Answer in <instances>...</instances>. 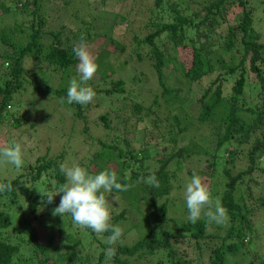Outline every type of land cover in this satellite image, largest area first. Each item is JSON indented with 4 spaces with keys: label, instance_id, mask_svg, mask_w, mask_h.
<instances>
[{
    "label": "trees",
    "instance_id": "obj_1",
    "mask_svg": "<svg viewBox=\"0 0 264 264\" xmlns=\"http://www.w3.org/2000/svg\"><path fill=\"white\" fill-rule=\"evenodd\" d=\"M49 1L68 11L78 10L80 5L76 0H0V41L14 48L13 51L0 52V138L5 135L8 144L15 141L24 145L25 138L23 141L14 140L9 135L7 126L11 122L14 128L24 129V134L28 133L27 124H30V129L39 131V120L33 115L34 119L30 120L22 117L26 113L17 110V106L24 99L23 90H28L29 77L47 74L50 77L47 87L36 85L29 91L46 92L49 98L61 99L62 107L69 113V121L74 125L67 134V142L73 139V143L75 133L83 132L76 131V124L95 120L93 123L99 131L93 135L88 126L85 127L84 140L81 139L85 154H81L77 165L92 175L115 170L120 182L131 185L127 191L116 193L124 206L120 212L116 211L114 203L110 204L111 222L119 227H135L136 224L131 225L127 217L131 209L139 213L138 217L135 216L140 220L138 223L150 226L145 235L131 245L122 243L120 239L109 245L105 241L111 232L98 236L90 228L75 226L70 216H65V219L54 216L53 210L59 205L63 193L48 203L37 188L56 191L66 182L60 165L65 164L68 158L67 143L58 154L46 152L42 155L38 142L40 138L34 140L36 136L29 133L26 140L33 146L28 150L29 154L22 148L23 166L17 169L11 164L0 165V172L11 171V175L7 176L9 178L0 173V182L12 184L11 191L0 192V264H130L136 258L145 259L149 264H248L239 257V253L248 250L244 243L246 231L252 229V216L256 215V211L262 209L264 212V197L260 196L259 201L250 206L246 195L252 197V193L244 192L242 186L246 177L258 171L264 172V136L256 139L247 150V164L241 172L235 174L229 162L238 155L243 145L251 142L256 131L264 129V42L259 41V35L253 28L254 10L248 7L257 0H207L200 3L195 0H155V8L150 10L152 20L146 24L152 30L145 38L140 35L141 32L135 33L132 41L138 62L149 57L162 89L161 98L156 95L148 106L140 101L134 102L132 111L136 120L132 122L130 117L124 116L120 119V128L113 125L110 116L113 109H99L96 117L92 113V102L88 105L67 102L70 80L74 77L79 80L76 70L78 60L72 48L82 37L89 45L96 46L94 56L101 80L106 83L111 77L107 82L111 84L108 88L94 85L92 79L86 86L92 87L97 97L111 99V102L124 93L127 79L113 78L112 62H109L116 52L125 51V47L109 35L116 23L105 26L107 30L103 31V36L94 35L95 22L87 19L90 14L79 9L83 14L72 12L80 24L73 37L66 38L61 31H52V43L45 47L42 35L47 20L45 5ZM259 3L263 4L264 0ZM231 5L242 8L234 25L227 22ZM5 15L11 17L14 24H1ZM223 23H227L228 27L220 35L223 43L216 46L212 36ZM26 30L31 31L27 42L18 37ZM164 35L172 42L171 48L165 43H158ZM101 37L102 40L97 42L96 39ZM104 46L109 47L110 52L104 50ZM188 47L192 48L189 66L185 65V56L182 60L181 55ZM145 48H149L147 53ZM240 56L241 60L236 61ZM28 59L34 62V74L29 76ZM121 64L126 66L124 62ZM167 67L176 69L188 84H200L209 78L196 112H185L183 109L187 100L181 96L184 89L176 83L177 79L169 80ZM249 73L251 78L248 83ZM233 77V93L226 96V79ZM247 86L259 89L256 106L244 107L241 104ZM95 106L101 108L102 105L98 103ZM152 117L160 120L154 118L149 129L140 126ZM192 123L209 127L212 135L217 136L214 150L194 140L183 144L184 134ZM94 146L96 149L92 151ZM202 153L211 155L205 165L189 163L192 156ZM225 153L231 159L225 160ZM34 155L35 161L28 162ZM185 164H188L189 177L199 175L213 199L219 200L227 210L226 220L231 223L224 236L209 231L210 226L217 225L215 227L220 229L224 223L209 222L203 215L195 223L189 221L185 189H182L181 183L188 177L181 176ZM151 174L159 181V188L141 180V177L147 178ZM188 181H185L186 184ZM105 195L110 203V194ZM176 208L178 214L173 216ZM181 232L185 235L182 236ZM183 238H187L186 246L179 245ZM109 248L114 250L111 256L107 254ZM195 249H198L201 260L196 258ZM259 262L264 263L263 259Z\"/></svg>",
    "mask_w": 264,
    "mask_h": 264
},
{
    "label": "rangeland",
    "instance_id": "obj_2",
    "mask_svg": "<svg viewBox=\"0 0 264 264\" xmlns=\"http://www.w3.org/2000/svg\"><path fill=\"white\" fill-rule=\"evenodd\" d=\"M63 0H60L62 2ZM196 2H205L207 0H195ZM261 0H257V3L253 2L251 4H248L249 8H253V28L255 29L256 33L259 35V41L264 42V3H259ZM76 3H79L78 10L72 9L67 10L65 7L58 5L54 2H47L45 5V9L47 12V20L46 24L43 27V42L44 46L47 47L50 43H52L53 35L51 34L52 31H61L62 35L66 38H72L74 33L79 28V19L74 17V14L78 11L80 14H83V12L79 11V9H82L85 11V13L90 14V16H87V19L93 20L96 24V28L93 31L94 35H102L103 31L107 30L105 26H111L116 23L114 28L110 32V36L113 37L115 40H117L121 46L125 47V51L120 53L116 52L117 54H114L111 56V59L109 62H112L111 67V76L113 78L118 79L119 77L127 79L125 87H124V93L117 96V100L113 98V102H111V99L103 98V97H97L92 102V113L96 114V117H98V110L102 109L108 110L113 109L111 112V118L112 122L115 128H120V119L124 116H128L131 118V121L134 122L136 120V117L134 116L133 110V104L134 102H142L146 106L149 104H152L154 101L156 95H161L162 89L159 86V82L157 81L156 74L154 70L152 69L151 61L148 56H146V59H144L141 62L137 61V52L134 49L135 44L133 43V37L135 33L141 32V36L145 38L147 34L152 30L151 26L146 27V24L152 20L151 18V9L155 8V0H76ZM197 8V6H196ZM241 7L238 5L230 6L228 8V16H227V22L230 24H236L237 23V15L241 12ZM75 10V11H74ZM74 12V14L72 13ZM104 15V16H103ZM121 15L126 16L125 18H122ZM82 17H85L83 15ZM3 21L1 24L5 23L7 25L14 24V20L11 17L3 16ZM105 19V20H104ZM104 20V21H103ZM105 22V25L103 24ZM228 27L227 23H223V25L220 26V28L217 29L216 34L212 36V40L216 41V46L223 43V40L220 38V35L222 34L223 30L225 31ZM31 31L26 30L23 35H18V37H21L25 40V42L28 41ZM241 37V34H239V38ZM102 40L101 38L96 39L97 42H100ZM160 43H165L170 48L172 47V42L167 38L166 35L163 36V40H161ZM91 47V50L93 54L95 55L96 46L94 44L89 45ZM104 50L107 49V51L110 52V48L107 46L103 47ZM5 50L13 51L14 48L11 46H7L3 44L0 41V52H3ZM149 48H145L144 52L147 53ZM192 48L188 47L181 53L182 60H184V56L186 59V64L189 66V59L192 56ZM241 56L236 59V61H240ZM235 61V62H236ZM29 64H27V69L30 73H28V76L30 74H34L32 71V64L34 63L31 59H28ZM126 63V66H122L121 63ZM136 68V69H135ZM166 71L168 72L167 76L169 80H176V83H178L184 90L181 93L182 97L187 98L186 102L183 105V109L185 112H189L192 110L193 112H196V106L197 103L203 94L204 90L207 87L208 79L203 80L200 84H188L185 79H183L182 75L177 72L176 69L167 67ZM27 76V77H28ZM101 73L100 71L97 72L94 77L92 78L94 85H103L104 88H108L111 86V84H108V80L111 78L109 77L107 82L104 83L101 80ZM179 78V79H178ZM251 74H248V83L250 82ZM235 77L226 79L227 86L225 87V95L228 96L229 94H232V86L231 84L234 83ZM50 77L47 74L41 73L37 74L36 76H31L28 79V83L26 85L25 90H23L24 99L20 101L21 103L17 106V110H22L26 113V115L22 116L26 118L27 120H30V118L34 119L32 115L39 120V131H35L34 129H30V124L25 125L28 127V133L24 134V129L20 128H14L11 124L7 126L9 135L14 140H22L24 138H27L26 135L31 133L33 136H36L34 140H36L38 137L40 138V141L38 140L39 144L41 145V151L40 154H46V152H49L50 154H58L60 153L62 146L67 143V150H68V158L65 160V164L67 166H73L77 165V162L81 156L82 153L85 154V146L81 142V139L85 136V127L88 126V129H90V133L93 135H96L99 133L97 127L94 125V115H92V120L89 121V123L86 124H76V131L81 132V134L75 133L74 135V142L71 141L73 139H70L68 142V133L71 132L72 127H74L73 122L69 121V113L63 109L60 100L49 98L47 96L46 92H39L34 93L32 91H29L31 88H35V86H41V87H47L49 84ZM92 84V86H93ZM62 86V84H61ZM61 88V87H58ZM258 88L254 89V87H246L245 97L241 104L245 106H256L257 103H259V99L257 97ZM133 91V92H131ZM132 97L134 99L128 100L127 97ZM161 98V97H160ZM135 100V101H134ZM163 100V99H162ZM161 100V102H162ZM101 104V108L96 107L95 105ZM114 103V104H113ZM60 104V105H59ZM24 108V110H23ZM122 109V110H121ZM68 114V115H67ZM181 115V113H180ZM31 116V117H30ZM155 117L147 119L144 123H142L140 126H146L148 129L152 126V120ZM158 118V117H157ZM157 118H155L157 120ZM159 119V118H158ZM36 123H38V121ZM160 120V119H159ZM188 120V119H187ZM189 122V121H188ZM188 124V123H187ZM185 136V140L183 141V144H188L190 140L196 141L198 144H200L203 147H210L211 150H214L216 148V142H217V136L212 135V132L210 131V128L207 126H198L195 125V123H192L188 129ZM15 134V135H13ZM212 136V137H211ZM264 136V129H259L253 134V139L249 144L243 145L240 150L238 151V155L229 162V166L233 168L234 173L241 172L247 164V158L246 153L249 148H251V145L255 143V140L258 138H263ZM33 140V141H34ZM84 140V139H83ZM1 144H8L6 140V136L3 135L0 138ZM33 146L31 143H27V146H24L25 151L29 154L28 150ZM49 147V148H48ZM48 148V149H47ZM96 149V146L92 148V151ZM245 152H242V151ZM76 152H79L76 154ZM74 154V157L71 158V155ZM225 160L231 159L228 153H225L224 155ZM211 155L209 154H199L194 155L191 157L190 162L191 165L200 164L201 166L207 162V159H210ZM36 156L30 157L28 162L35 161ZM188 163V162H187ZM236 165V166H234ZM262 166L264 167V162H262ZM188 164H185L184 171H182L181 176L185 175L189 177L188 175ZM1 175L3 177L10 176L11 171H5L1 170ZM9 173V174H8ZM15 175V174H13ZM181 183L182 189H185L186 182L189 180V178ZM251 178V179H250ZM191 180V178H190ZM186 181V182H185ZM189 182V181H188ZM251 190H250V188ZM244 192L249 191V193H252V197H249L246 195L247 204L250 206H254L258 201L259 197H264V172L258 171L257 173H254L248 177H246L245 182L242 186ZM115 195V194H112ZM110 196V204L114 203L116 205V211L120 212L121 209L124 207L122 206V200L119 196L118 201H113L111 194ZM256 208V207H254ZM116 212V213H117ZM262 209L256 211V215L252 216V222L253 226L252 229H247L246 231V238L248 237V241L244 240V243L248 247V250H242L239 257L243 258L245 261H247L248 264H264L260 263L259 260L263 259L264 262V215H263ZM137 212L132 211L129 209L127 217L129 218L130 224L136 226H126L122 225L120 228L122 229V235L120 237V241L122 243L127 244H133L138 239L143 237L147 230L149 229L150 225H146L144 222L138 223L140 220L136 218L138 217ZM178 211L177 208L174 209L173 216L177 215ZM230 220H226L224 222L223 227L218 229L215 225L210 226L209 231L211 234L219 233L221 236H224L227 232V229L230 226ZM215 229H218L217 231ZM182 236L185 235L184 232H181ZM189 236V235H188ZM195 243V241H194ZM187 244V238L181 239V242H179V245L186 246ZM195 256L198 260H201L198 255V249H195ZM130 264H149L146 263L145 259H134ZM202 264V263H201ZM240 264V263H236Z\"/></svg>",
    "mask_w": 264,
    "mask_h": 264
},
{
    "label": "clouds",
    "instance_id": "obj_3",
    "mask_svg": "<svg viewBox=\"0 0 264 264\" xmlns=\"http://www.w3.org/2000/svg\"><path fill=\"white\" fill-rule=\"evenodd\" d=\"M72 52L78 60L76 70L79 80L75 77L70 80L67 89V102L88 105L96 99L97 93L86 84L97 73L99 65L91 47L83 37L72 48ZM24 146H27L26 138L23 146L20 142L15 141L10 144H0V165L11 164L20 169L24 164L22 151ZM60 171L64 174L66 182L60 185L56 191L37 188L39 194L42 198H46L48 203H52L57 195L63 193L59 205L53 210V215H59L63 219L65 216H70L75 226L82 229L90 228L98 236L111 232L105 242L109 245L115 244L122 235V229L111 222L112 209L105 194H111L112 200L118 201L119 196L116 193L127 191L131 185L120 182L115 170L100 171L92 175L79 165L61 164ZM141 180L153 188L160 187L154 174L147 178L141 177ZM11 190V182H0V192ZM113 193L115 195H112ZM184 198L190 222H197L202 215L206 216L209 222L221 224L226 221L227 210L221 206L219 200L213 199L210 189L199 175H194L185 185ZM245 241H248V238ZM113 251L112 248H109L107 254L111 256Z\"/></svg>",
    "mask_w": 264,
    "mask_h": 264
}]
</instances>
